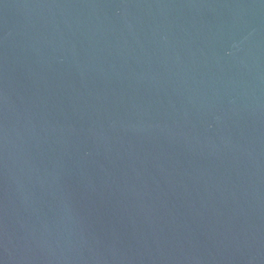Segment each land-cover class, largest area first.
I'll return each mask as SVG.
<instances>
[{
	"label": "water",
	"instance_id": "95a60500",
	"mask_svg": "<svg viewBox=\"0 0 264 264\" xmlns=\"http://www.w3.org/2000/svg\"><path fill=\"white\" fill-rule=\"evenodd\" d=\"M0 264H264V0H0Z\"/></svg>",
	"mask_w": 264,
	"mask_h": 264
}]
</instances>
